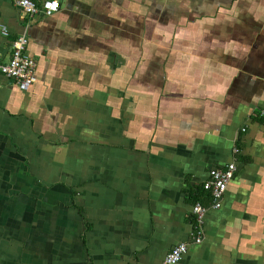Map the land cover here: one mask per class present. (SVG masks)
I'll list each match as a JSON object with an SVG mask.
<instances>
[{"label": "crops", "instance_id": "crops-1", "mask_svg": "<svg viewBox=\"0 0 264 264\" xmlns=\"http://www.w3.org/2000/svg\"><path fill=\"white\" fill-rule=\"evenodd\" d=\"M58 1L0 0V65L21 35L37 65L0 71V264H161L232 162L178 264H264V0Z\"/></svg>", "mask_w": 264, "mask_h": 264}, {"label": "built area", "instance_id": "built-area-1", "mask_svg": "<svg viewBox=\"0 0 264 264\" xmlns=\"http://www.w3.org/2000/svg\"><path fill=\"white\" fill-rule=\"evenodd\" d=\"M20 8L24 20L33 19L38 15L53 17L61 10V3L58 0H13ZM2 34L8 36L9 32L3 30ZM29 39L27 35L19 36L12 42V59L8 64H1L0 71L7 78L17 83L23 90H29L37 81L36 61L28 52ZM264 120V112H260ZM245 131V130H244ZM236 153L240 150L237 148ZM237 171L236 162H232L224 168L215 169L210 172L208 180L204 183V190L211 195V201L207 205L196 203L193 205V232L190 243L176 245L164 258L161 264H178L188 253L190 244L199 245L205 237V218L210 210L222 208L224 197L229 184L234 180Z\"/></svg>", "mask_w": 264, "mask_h": 264}, {"label": "trees", "instance_id": "trees-1", "mask_svg": "<svg viewBox=\"0 0 264 264\" xmlns=\"http://www.w3.org/2000/svg\"><path fill=\"white\" fill-rule=\"evenodd\" d=\"M194 204L202 203L203 205H207L211 201V195L208 191L204 190V188H197V192L194 195Z\"/></svg>", "mask_w": 264, "mask_h": 264}]
</instances>
